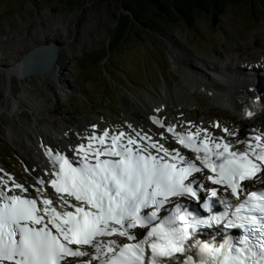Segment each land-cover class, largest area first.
I'll return each mask as SVG.
<instances>
[{"label":"snow or ice","instance_id":"snow-or-ice-1","mask_svg":"<svg viewBox=\"0 0 264 264\" xmlns=\"http://www.w3.org/2000/svg\"><path fill=\"white\" fill-rule=\"evenodd\" d=\"M151 120L194 159L128 124L45 147L35 197L0 169V264H264V129Z\"/></svg>","mask_w":264,"mask_h":264},{"label":"rangeland","instance_id":"rangeland-1","mask_svg":"<svg viewBox=\"0 0 264 264\" xmlns=\"http://www.w3.org/2000/svg\"><path fill=\"white\" fill-rule=\"evenodd\" d=\"M130 1L0 0V42H5L0 44V65H18L25 52L54 43L55 38L68 70L64 85L44 82L39 76L26 80L13 73L16 97L32 98L28 109L14 107L19 116L11 122L23 129L27 120L35 119L45 127L52 122L73 128L120 115L136 117V106L141 104L137 96L146 98V91L154 93L167 86L172 92L183 85L174 58L185 54L188 66L203 70L210 64L264 60V0L226 8L228 13L222 17L196 15L190 22L176 19L170 23L147 11L117 38L118 21L127 16L124 6ZM44 34L50 37L48 42L43 41ZM9 72L0 68L4 76L0 77V97L8 96ZM250 92L243 88L236 94L248 96ZM213 102L200 95L198 103L192 101L184 113L198 121L221 119L227 126L237 122L232 110ZM263 107L259 112L264 113ZM9 145L0 134V163L29 184L23 160Z\"/></svg>","mask_w":264,"mask_h":264},{"label":"bare ground","instance_id":"bare-ground-1","mask_svg":"<svg viewBox=\"0 0 264 264\" xmlns=\"http://www.w3.org/2000/svg\"><path fill=\"white\" fill-rule=\"evenodd\" d=\"M44 39V42H48L50 37L44 34ZM54 40V43H56L55 38ZM3 41L0 42V44H5ZM25 53L27 54L28 52ZM181 54H183V52ZM17 55H21V53H17ZM184 55H182V58H174L173 61V64L183 76L182 78L184 79V82L182 81V86L174 89L172 92H169L167 89L168 86L166 85L167 87L161 88V90L154 89V93L146 91L149 94L146 98L143 96H137V101L141 104L136 106V117L129 115H126L127 117H123L120 115L115 119L113 116L114 119H111L110 121H95L94 125H92L97 126L96 128L99 129V131L102 129H109L115 133L117 130L131 132V129L127 126L128 124H132L137 131L148 133L153 136L154 140L160 141V134L162 133L161 129L156 125H152L151 117L156 116L160 119H165L166 122H180L184 125V127L188 125L189 122L193 125L199 126L202 124L201 121L199 122L196 119L191 120L189 116L184 113V108H186L192 101L198 103L199 96L204 95L209 99L221 102L225 105L226 109L233 111L232 113L237 117V122H233V125L226 127L240 130L241 137L250 135L249 133H251L252 129H264V113L261 111L259 112V108L264 105L261 98V103H259L254 99L256 97L255 94H250L248 96L236 94L238 89L246 88L252 91L253 87L264 94V74L258 73L259 75H248V73L241 72L239 69L231 71L229 68L226 69V66H217L213 64H210L209 66L205 65L209 72H213L214 74L220 76L221 81H216L215 79H210L204 74L202 75V73L190 63L188 66ZM58 56L59 59H57L54 63L52 71L46 77L41 79L44 82H57L64 85L63 83H65L68 70L66 69L63 54L61 53ZM21 62L23 63V58L21 59ZM0 66V68H5V70L12 72L8 73V76L11 77L9 82L10 87L7 94L8 96L2 95L0 97V134L5 139V142H7L8 145L11 144V146L15 149V152L18 154L17 156L23 160L24 167L34 170V172L30 173L31 178L35 175L47 179L48 177L45 173L50 169L47 167L44 159L45 147H52L57 150H66V146L70 147L72 144H86L87 140H81L80 137L85 134L86 130H93L86 129L88 126H83L81 124L79 126H74L73 128H68L58 126L52 122H49L47 124L48 127H45L42 126V123L37 119H35V121L27 120V127L25 129L19 128L14 122H11L16 120L17 116H19V114L15 113L14 107L19 105L22 109H28V103L32 97L28 95H22L23 97L19 96L20 98L16 97V93L18 92H16L15 79L12 78V76L13 73L20 75L21 63L20 65L3 63ZM0 77H4L2 73ZM28 78L26 80H28ZM31 78L33 79L34 77L30 76L29 79ZM11 97L14 98V101H12ZM157 109H160V111H156ZM248 111H252L254 115L249 117L247 115ZM6 112L10 116H6ZM133 118H135V120ZM215 122L216 121L213 122L210 120L204 121L203 125L205 126L203 127L208 128L217 135L223 136L224 133L221 129H218L217 131L216 128L212 127ZM221 125L225 126V124ZM65 133H67V135ZM163 135L167 139L166 141L161 142L173 145L171 139L172 135ZM66 153L68 152L66 151ZM0 169L3 168L0 167ZM0 175H2V173H0Z\"/></svg>","mask_w":264,"mask_h":264},{"label":"trees","instance_id":"trees-1","mask_svg":"<svg viewBox=\"0 0 264 264\" xmlns=\"http://www.w3.org/2000/svg\"><path fill=\"white\" fill-rule=\"evenodd\" d=\"M253 0H131L124 6L127 16L118 21V37L132 23L141 21V16L150 11L163 21L174 22L183 19L190 22L196 15L224 16L228 13L226 8L238 7L243 4L250 5ZM255 1V0H254ZM260 2V1H259Z\"/></svg>","mask_w":264,"mask_h":264},{"label":"water","instance_id":"water-1","mask_svg":"<svg viewBox=\"0 0 264 264\" xmlns=\"http://www.w3.org/2000/svg\"><path fill=\"white\" fill-rule=\"evenodd\" d=\"M58 57V45L56 43L43 44L30 51L23 59L21 75L24 78L30 76L46 77L51 71Z\"/></svg>","mask_w":264,"mask_h":264}]
</instances>
